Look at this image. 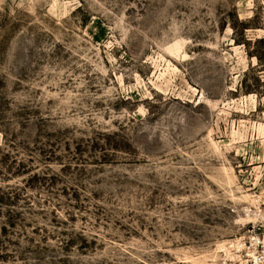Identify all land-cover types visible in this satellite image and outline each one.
I'll list each match as a JSON object with an SVG mask.
<instances>
[{
	"label": "rangeland",
	"instance_id": "rangeland-1",
	"mask_svg": "<svg viewBox=\"0 0 264 264\" xmlns=\"http://www.w3.org/2000/svg\"><path fill=\"white\" fill-rule=\"evenodd\" d=\"M264 0H0V264H252Z\"/></svg>",
	"mask_w": 264,
	"mask_h": 264
},
{
	"label": "built area",
	"instance_id": "built-area-1",
	"mask_svg": "<svg viewBox=\"0 0 264 264\" xmlns=\"http://www.w3.org/2000/svg\"><path fill=\"white\" fill-rule=\"evenodd\" d=\"M249 213L256 217L258 220H261V224L258 228L264 229V210L261 207L251 208ZM247 257H251L252 264H264V234L263 236L257 235L253 237L249 242L248 251L245 254Z\"/></svg>",
	"mask_w": 264,
	"mask_h": 264
}]
</instances>
